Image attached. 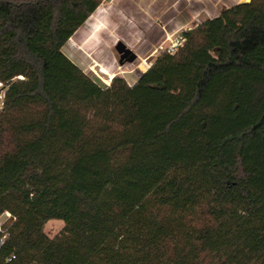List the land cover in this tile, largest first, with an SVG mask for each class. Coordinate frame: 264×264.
Returning <instances> with one entry per match:
<instances>
[{"label":"trees","instance_id":"trees-1","mask_svg":"<svg viewBox=\"0 0 264 264\" xmlns=\"http://www.w3.org/2000/svg\"><path fill=\"white\" fill-rule=\"evenodd\" d=\"M101 1L0 0V264H264V0L105 88L62 52Z\"/></svg>","mask_w":264,"mask_h":264},{"label":"crops","instance_id":"crops-1","mask_svg":"<svg viewBox=\"0 0 264 264\" xmlns=\"http://www.w3.org/2000/svg\"><path fill=\"white\" fill-rule=\"evenodd\" d=\"M249 1L115 0L114 6L109 9L108 13L99 15L95 11L89 16L65 45L71 42V47H75V49L79 45L86 46V49H89L91 44H96L100 45V52L105 53L106 50H111V42L108 45L105 44L106 47H103L102 41L111 39L113 41L112 47L118 55V64L120 66L133 61L127 62L124 60L123 64H120V54L117 51L119 45L124 46L126 50L135 56L134 61L139 55L145 53L144 59L149 61V65H151L153 60H155L154 58H156L158 53L164 51L169 44V40L174 36L194 29L202 22L219 16L222 10L237 4L248 3ZM91 35H96L97 39H90ZM113 36L117 38L113 40L111 38ZM64 55L72 63H77L75 61L77 58L73 60L72 54L69 53L67 55L64 53ZM104 56L102 55L101 57L103 58ZM111 76L114 77L115 74H111ZM123 78L129 86H133L139 75L130 72Z\"/></svg>","mask_w":264,"mask_h":264},{"label":"rangeland","instance_id":"rangeland-1","mask_svg":"<svg viewBox=\"0 0 264 264\" xmlns=\"http://www.w3.org/2000/svg\"><path fill=\"white\" fill-rule=\"evenodd\" d=\"M115 0H102L96 9V14L103 15L109 12V9H111L112 6H114ZM101 29V28H100ZM97 39L96 35H91L90 39L93 40ZM107 38V37H106ZM113 40L117 38L116 36L111 37ZM109 42V43H108ZM111 50H106L105 53H101L99 46L96 44H91L89 49H86V46H76L71 47V42L64 46L63 52L67 55L72 54V59H76L75 63L84 73L89 75L95 82H97L101 87H108L109 83H103L107 79H109V75L115 74V76L123 78L127 75V73H134L136 75L143 74V71L147 70V66H150V62L144 59L145 53L139 55V57L133 61L132 63H125L124 65L120 66L118 64V55L115 52L114 48L112 47V40L109 41H102V44H104L103 47H106V45L110 44ZM140 54V53H137ZM162 54V52L158 53L156 56L159 57ZM102 55H105L107 57H101ZM154 58V59H156ZM154 61V60H153ZM124 79V78H123ZM112 80V79H110ZM64 228V223L60 220H49L43 227L44 233L49 238H54L58 234L62 232Z\"/></svg>","mask_w":264,"mask_h":264},{"label":"built area","instance_id":"built-area-1","mask_svg":"<svg viewBox=\"0 0 264 264\" xmlns=\"http://www.w3.org/2000/svg\"><path fill=\"white\" fill-rule=\"evenodd\" d=\"M185 42V38L182 34L174 36L172 39L169 40L168 46L164 49L163 52L173 55L177 52L179 48L182 47V45ZM149 66H147V69ZM18 79H22V77H18ZM8 85L0 80V109L3 106L5 94L7 91ZM14 221L13 216L5 211L0 215V245H2L5 242V239L7 237V229L8 226L11 224V222ZM15 259L14 255H10L6 261L10 262ZM34 264V263H33Z\"/></svg>","mask_w":264,"mask_h":264},{"label":"water","instance_id":"water-1","mask_svg":"<svg viewBox=\"0 0 264 264\" xmlns=\"http://www.w3.org/2000/svg\"><path fill=\"white\" fill-rule=\"evenodd\" d=\"M117 51L120 54V64H123L122 62L125 60L127 62H132L135 59V56L131 54L128 50L125 49L124 46L119 45L117 47ZM145 73V72H143Z\"/></svg>","mask_w":264,"mask_h":264},{"label":"bare ground","instance_id":"bare-ground-1","mask_svg":"<svg viewBox=\"0 0 264 264\" xmlns=\"http://www.w3.org/2000/svg\"><path fill=\"white\" fill-rule=\"evenodd\" d=\"M112 78H113V76L110 75L109 79H107V80H106L105 82H103V83H106V82L109 83V82L111 81L110 79H112Z\"/></svg>","mask_w":264,"mask_h":264}]
</instances>
